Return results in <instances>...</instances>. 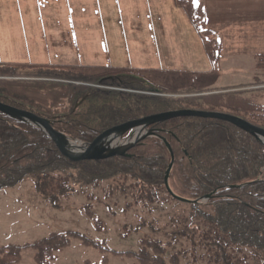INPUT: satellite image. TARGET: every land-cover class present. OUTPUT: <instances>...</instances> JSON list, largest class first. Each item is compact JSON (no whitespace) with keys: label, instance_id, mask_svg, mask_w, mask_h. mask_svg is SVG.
Returning a JSON list of instances; mask_svg holds the SVG:
<instances>
[{"label":"trees","instance_id":"16d2710c","mask_svg":"<svg viewBox=\"0 0 264 264\" xmlns=\"http://www.w3.org/2000/svg\"><path fill=\"white\" fill-rule=\"evenodd\" d=\"M175 2L212 56L217 42L205 28L204 6L194 0ZM257 66L264 67V55L257 58ZM164 92L127 68L0 64V102L49 120L57 133L76 141L138 118L182 110L228 114L264 130V105L254 99L218 94L171 100L159 96ZM192 93L186 89L179 94ZM151 129L154 136L125 157L74 164L57 158L41 131L0 114V192L33 176L36 193L60 209L78 184L106 182V195L114 206L123 204L125 215H152L173 201L164 188L173 157L170 188L197 202L171 210V216L161 218L165 226L157 230L140 220L137 233L146 228L161 233L162 239L142 237L135 253H116L75 232L53 233L26 247L0 248V264H18L29 248L35 264H51L74 240L102 254L101 264H107L108 256L135 264H249L253 259L264 264V146L215 120L175 119ZM84 210L101 232L104 223L89 206ZM122 229L127 232V225Z\"/></svg>","mask_w":264,"mask_h":264},{"label":"rangeland","instance_id":"374dc122","mask_svg":"<svg viewBox=\"0 0 264 264\" xmlns=\"http://www.w3.org/2000/svg\"><path fill=\"white\" fill-rule=\"evenodd\" d=\"M201 1L196 0V2ZM8 2L9 0H0V63L36 66L75 62L77 56L70 52V44L54 46L24 43V34L28 36L31 28H37L28 25L26 19L31 18L34 13L11 11ZM178 13L181 16L176 18V43L182 47V61L175 59L176 54L171 58L170 52L166 54L165 60L151 54L136 60L134 67L131 68L139 69L138 72L144 75L149 84L172 90H182L187 87L193 90L205 88L204 93L233 92L243 89L245 92H240L243 97H254L258 103L264 104V91L251 88L254 87L256 76V82H260L259 84L264 82V70L257 71V64L254 63L253 58L240 51L234 52V55L220 52L218 59L213 62L206 56L204 64H195L190 46L196 45L203 51L202 41L192 28L188 16L181 10ZM47 25L52 30L55 29L54 20H49ZM16 28L17 33H15ZM169 34L171 37V32ZM158 37L150 36L152 48L157 46L155 40H158ZM59 39L60 37H56V40ZM190 39H192L191 44L188 45ZM117 47L121 48V45ZM82 58L84 54L80 52V59ZM117 67H126V64ZM159 96L171 100L180 98L178 94L167 90ZM107 192L105 184L89 187L78 184L74 187V193L64 199L61 210H57L48 200L42 199L36 193L34 177H26L18 186L0 192V248L24 247L46 238L51 233L77 232L95 243H103L116 253H135L139 250L142 237L162 239L161 233L154 234L146 228H139L137 233L140 220L152 223L154 229L158 228V223L143 218L142 215H148L141 212L138 216L132 213L125 215L118 211V206L111 208ZM170 204L183 209L182 205ZM86 206H89L95 217L104 223L101 232L96 231L92 221L86 216L84 210ZM163 211L167 212L168 209ZM160 224H162L161 219ZM124 225H127V232L122 229ZM33 257L34 251L31 248L24 249L19 264H34ZM102 260L103 255L98 251L74 240L70 247L62 251L51 264H86V262L101 264ZM108 264H135V261L125 257L108 256ZM249 264L262 263L253 259Z\"/></svg>","mask_w":264,"mask_h":264},{"label":"crops","instance_id":"0c3cea01","mask_svg":"<svg viewBox=\"0 0 264 264\" xmlns=\"http://www.w3.org/2000/svg\"><path fill=\"white\" fill-rule=\"evenodd\" d=\"M204 3L208 26L221 35L225 55L264 52V0ZM8 4L11 11L34 13L26 19L37 28H31L28 36L24 34V43L70 44V52L77 56L71 63L134 66L136 60L151 54L165 60L168 52L171 58L176 54L179 62L183 59L182 47L176 43V18L181 15L173 0H9ZM49 20L55 21L54 30L47 25ZM152 35L159 36L155 48L151 47ZM190 49L195 64H204L203 51L196 45Z\"/></svg>","mask_w":264,"mask_h":264},{"label":"water","instance_id":"95a60500","mask_svg":"<svg viewBox=\"0 0 264 264\" xmlns=\"http://www.w3.org/2000/svg\"><path fill=\"white\" fill-rule=\"evenodd\" d=\"M0 114L7 116L11 119H14V120L26 121L30 123L31 125H33L34 127L41 130L46 135V137L49 139V141H51L54 153L58 157L67 159L72 163H80V162H85V161H102V160H106V159L112 158L117 155L123 156L124 154H126L129 150H131L134 147L135 143L127 147L122 152H119L118 150H109L107 151V154H105V151L102 149V145L106 141H108L109 144L111 145L113 140L117 139L119 136L129 131H132L134 129L143 128V127L148 128L152 125L163 123V122L177 119V118H199V119L222 121L224 123H228L232 125L233 127L237 129H240L241 131L245 133L255 136L257 139L261 138L264 140V131L256 129L255 127L249 125L248 123L240 119L227 116V115L215 114V113L180 111V112H171V113L161 114V115L148 117L145 119H140V120L130 122L123 126L107 131L106 133H103L102 135L95 137L91 139L90 141L77 146L74 149L65 150L64 143L66 139L62 135L56 133L47 120L39 118L26 111H22V110H18V109L5 106L1 103H0ZM144 138H146V136H144L142 139ZM171 167L172 165H170L169 170L171 169ZM169 170L164 179V183H165L166 190L172 196L168 188V182H167ZM173 198H175L177 201L181 203H188L174 196Z\"/></svg>","mask_w":264,"mask_h":264}]
</instances>
